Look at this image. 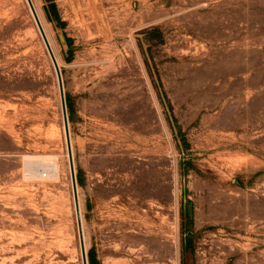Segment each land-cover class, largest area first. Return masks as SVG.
Instances as JSON below:
<instances>
[{"label": "rangeland", "instance_id": "1", "mask_svg": "<svg viewBox=\"0 0 264 264\" xmlns=\"http://www.w3.org/2000/svg\"><path fill=\"white\" fill-rule=\"evenodd\" d=\"M32 1L89 264H264V0ZM0 264H83L26 0H0Z\"/></svg>", "mask_w": 264, "mask_h": 264}, {"label": "water", "instance_id": "2", "mask_svg": "<svg viewBox=\"0 0 264 264\" xmlns=\"http://www.w3.org/2000/svg\"><path fill=\"white\" fill-rule=\"evenodd\" d=\"M26 1L28 3L30 11L33 15L35 23L39 29L41 37L45 43L47 51L50 55V58L52 60V63L54 65V69H55V72H56V75L58 78V85H59V91H60V97H61V105H62L63 118H64L66 143H67V150H68L69 163H70V169H71V178H72L73 193H74V200H75V208H76V216H77V223H78L81 253H82V261H83V264H89V259H88L87 250H86V246H85V240H84V232H83L82 217H81L79 195H78L77 177H76V171H75V165H74V157H73V150H72V143H71V134H70V128H69L67 103H66V96H65V91H64L62 72H61V68L59 66V63L55 57V54L53 52V49L50 45V42L47 38V35L45 33V30L43 28V25L41 23L39 15H38L36 8L33 4V1L32 0H26Z\"/></svg>", "mask_w": 264, "mask_h": 264}, {"label": "trees", "instance_id": "3", "mask_svg": "<svg viewBox=\"0 0 264 264\" xmlns=\"http://www.w3.org/2000/svg\"><path fill=\"white\" fill-rule=\"evenodd\" d=\"M91 264H98L97 259L93 255L91 256Z\"/></svg>", "mask_w": 264, "mask_h": 264}, {"label": "bare ground", "instance_id": "4", "mask_svg": "<svg viewBox=\"0 0 264 264\" xmlns=\"http://www.w3.org/2000/svg\"><path fill=\"white\" fill-rule=\"evenodd\" d=\"M36 11H37V10H36ZM39 18H40V17H39ZM45 33H46V32H45ZM58 166H59V165H58ZM54 168H56V167L54 166ZM56 169H57V168H56ZM56 169H55V170H56ZM58 169H59V167H58ZM55 172H56V171H55Z\"/></svg>", "mask_w": 264, "mask_h": 264}, {"label": "built area", "instance_id": "5", "mask_svg": "<svg viewBox=\"0 0 264 264\" xmlns=\"http://www.w3.org/2000/svg\"><path fill=\"white\" fill-rule=\"evenodd\" d=\"M44 176H46V174H44Z\"/></svg>", "mask_w": 264, "mask_h": 264}]
</instances>
